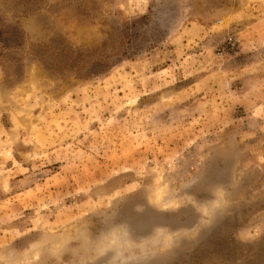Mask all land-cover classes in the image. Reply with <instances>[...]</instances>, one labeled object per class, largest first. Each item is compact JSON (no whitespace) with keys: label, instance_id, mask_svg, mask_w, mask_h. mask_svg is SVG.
<instances>
[{"label":"rangeland","instance_id":"obj_1","mask_svg":"<svg viewBox=\"0 0 264 264\" xmlns=\"http://www.w3.org/2000/svg\"><path fill=\"white\" fill-rule=\"evenodd\" d=\"M0 264H264V0H0Z\"/></svg>","mask_w":264,"mask_h":264},{"label":"built area","instance_id":"obj_2","mask_svg":"<svg viewBox=\"0 0 264 264\" xmlns=\"http://www.w3.org/2000/svg\"><path fill=\"white\" fill-rule=\"evenodd\" d=\"M239 41L238 39H236L235 37H228V39H225V41H222L219 44V47H217V51H219V53H225L229 50H233L236 47H238Z\"/></svg>","mask_w":264,"mask_h":264},{"label":"trees","instance_id":"obj_3","mask_svg":"<svg viewBox=\"0 0 264 264\" xmlns=\"http://www.w3.org/2000/svg\"><path fill=\"white\" fill-rule=\"evenodd\" d=\"M71 61H74V57H73V58H71Z\"/></svg>","mask_w":264,"mask_h":264}]
</instances>
